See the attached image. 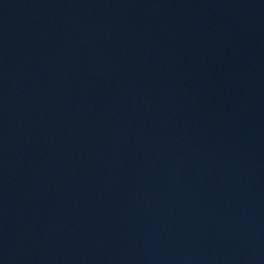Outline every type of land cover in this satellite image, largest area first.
<instances>
[{
	"label": "water",
	"instance_id": "obj_1",
	"mask_svg": "<svg viewBox=\"0 0 264 264\" xmlns=\"http://www.w3.org/2000/svg\"><path fill=\"white\" fill-rule=\"evenodd\" d=\"M0 264H264V0H0Z\"/></svg>",
	"mask_w": 264,
	"mask_h": 264
}]
</instances>
